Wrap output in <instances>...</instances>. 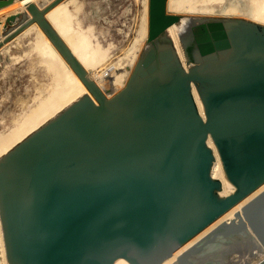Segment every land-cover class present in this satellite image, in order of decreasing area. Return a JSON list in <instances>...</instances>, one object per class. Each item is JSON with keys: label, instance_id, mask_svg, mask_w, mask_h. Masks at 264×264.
<instances>
[{"label": "water", "instance_id": "water-1", "mask_svg": "<svg viewBox=\"0 0 264 264\" xmlns=\"http://www.w3.org/2000/svg\"><path fill=\"white\" fill-rule=\"evenodd\" d=\"M44 1L5 14V27L18 24L0 46L36 23L87 92L0 155L5 257L10 264L118 257L162 264L264 185V23L187 15L192 22L180 38L193 64L185 67L165 36L183 15L168 12V0H148L146 46L125 84L106 95L46 17L64 0ZM208 138L233 185L225 195L211 174ZM245 203L264 243V188ZM231 226L217 223L168 264L213 257L216 242L238 236Z\"/></svg>", "mask_w": 264, "mask_h": 264}, {"label": "bare ground", "instance_id": "bare-ground-1", "mask_svg": "<svg viewBox=\"0 0 264 264\" xmlns=\"http://www.w3.org/2000/svg\"><path fill=\"white\" fill-rule=\"evenodd\" d=\"M204 1L205 0H168V6L173 10L194 11L198 9H206L205 6H203ZM20 3L23 7L26 6V0H15L8 7H0V12L9 8H12V10L9 11L10 13L16 12L20 10ZM252 3L250 16L253 19L264 23V0H253ZM78 9V0H66L62 1L59 5L48 11L46 13V17L85 67L88 76L92 78L105 93L112 94L113 92L119 90L121 85L123 86L125 84L131 69L129 67L125 71H119V66L115 61H108L106 49H103L100 46L96 36L93 33H85L84 29L77 26L76 22L74 23V18L75 15L77 16L76 11H78ZM230 9L233 12L237 10L236 6L233 7L232 5L230 6ZM227 10L228 8L226 11ZM27 17L28 15H26L25 18ZM191 22L192 20L188 19L187 15H183L181 21L170 25L165 31V36L172 40L178 58L185 67L192 65L193 61L188 55L184 43L180 38V34L187 31ZM17 24L18 23L9 27L6 34L3 35L1 34L2 30L5 29L3 19V22H0V39L3 40L6 36H8ZM29 29H35L36 31V37L32 42L31 48L40 57L46 69L51 72V85L50 89L45 94V101L40 109H31L29 114L23 116L21 120L17 121L16 124L6 133L0 135V155L6 152L11 146L16 144L29 132L45 122L48 118L52 117L56 112L75 100L82 93L87 92L83 79H80L75 74L73 69L69 66L63 56L59 53L46 34L38 27V25L36 23H32L23 31L26 32ZM142 37H146V24L143 36L141 35V38ZM134 60L135 58L133 61ZM192 94L199 112L203 114L202 104L195 86H192ZM208 144L214 152L211 174L214 178L222 181V190L220 191V194L225 195L232 191L233 185L225 176L221 160L209 138ZM245 202H238L234 206L235 211L238 210L237 214H234L235 211H232L224 219L225 222L232 223V226L230 227L232 235L238 236L234 237L235 239H233V237L228 238L227 236L226 238H223L222 244H219V241L216 242L212 250L213 257L207 258L209 260H213L215 264H255L264 257V243L248 224L247 220L252 217V210ZM237 219H239V222H242V225L246 228V230L242 232L243 234L238 229V225L235 224ZM0 250L4 264H10L5 257L1 226ZM174 256H176L175 252L172 257ZM172 257L165 260L162 264H166V262ZM209 263L213 264L212 261ZM110 264L130 263L125 258L118 257Z\"/></svg>", "mask_w": 264, "mask_h": 264}, {"label": "rangeland", "instance_id": "rangeland-1", "mask_svg": "<svg viewBox=\"0 0 264 264\" xmlns=\"http://www.w3.org/2000/svg\"><path fill=\"white\" fill-rule=\"evenodd\" d=\"M252 1L205 0L203 6L206 9L194 11L173 10L167 4V11L179 12L178 14L181 15L242 17L255 20L250 16ZM146 5L148 6V0H105L103 14L91 18L87 8H82L81 14L78 15L76 12L77 16L75 15L74 23L76 22L77 26L83 28L85 33H93L100 46L106 49L108 61H115L119 66V71H125L129 67L132 69L147 43L148 12ZM231 5L236 6L237 12L231 11ZM0 22H3L2 15L0 16ZM145 24L146 37L141 38ZM11 26V24H8L1 34H6L7 29ZM35 37V29H29L26 32L16 34L0 46V135L6 133L23 116L29 114L31 109H40L45 101V94L50 89L51 72L46 69L40 57L31 48ZM263 188L264 185L242 201H247ZM232 211H235V207H232L199 235L180 247L175 251V255L189 243L195 241L198 236L207 232L217 223L224 221ZM174 258L175 256L168 260L166 264L173 261ZM206 259L203 258V262L194 264H210V260ZM0 264H4L1 250Z\"/></svg>", "mask_w": 264, "mask_h": 264}, {"label": "crops", "instance_id": "crops-1", "mask_svg": "<svg viewBox=\"0 0 264 264\" xmlns=\"http://www.w3.org/2000/svg\"><path fill=\"white\" fill-rule=\"evenodd\" d=\"M28 1H37V0H26V4H27ZM48 1L49 0H45L44 2H48ZM64 1H66V0H64ZM78 2H79V9H78V11H76L78 13V15L81 14V9L82 8H87L88 14H89V16L91 18H95V16H99L100 14H103V6H104L105 0H78ZM8 6L9 5L3 6L2 8L8 7ZM20 9L24 10V7L22 6L21 3H20ZM10 10H12V8H9V9L4 10L2 12L1 15L3 16V19H4L5 14H9L10 13L9 12ZM16 23H14V24H16ZM14 24H12V25H14ZM81 29H83V28H81Z\"/></svg>", "mask_w": 264, "mask_h": 264}, {"label": "built area", "instance_id": "built-area-1", "mask_svg": "<svg viewBox=\"0 0 264 264\" xmlns=\"http://www.w3.org/2000/svg\"><path fill=\"white\" fill-rule=\"evenodd\" d=\"M0 40H2V39H0ZM106 95H110V94H107V93H106Z\"/></svg>", "mask_w": 264, "mask_h": 264}]
</instances>
